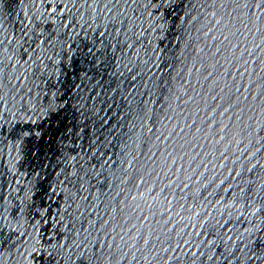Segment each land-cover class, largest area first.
Returning a JSON list of instances; mask_svg holds the SVG:
<instances>
[{
  "label": "water",
  "instance_id": "1",
  "mask_svg": "<svg viewBox=\"0 0 264 264\" xmlns=\"http://www.w3.org/2000/svg\"><path fill=\"white\" fill-rule=\"evenodd\" d=\"M258 0H0V264H264Z\"/></svg>",
  "mask_w": 264,
  "mask_h": 264
},
{
  "label": "snow or ice",
  "instance_id": "2",
  "mask_svg": "<svg viewBox=\"0 0 264 264\" xmlns=\"http://www.w3.org/2000/svg\"><path fill=\"white\" fill-rule=\"evenodd\" d=\"M254 6L264 7V0H258V4Z\"/></svg>",
  "mask_w": 264,
  "mask_h": 264
}]
</instances>
